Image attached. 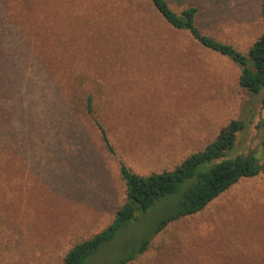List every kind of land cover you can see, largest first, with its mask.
I'll return each instance as SVG.
<instances>
[{
	"label": "rangeland",
	"instance_id": "rangeland-1",
	"mask_svg": "<svg viewBox=\"0 0 264 264\" xmlns=\"http://www.w3.org/2000/svg\"><path fill=\"white\" fill-rule=\"evenodd\" d=\"M167 1L196 8L204 35L243 54L264 34V0ZM240 75L151 0H0V264H65L127 202L124 170L173 171L232 121L248 125L236 152L264 165V92L242 88ZM194 184L84 264H264V175L137 252Z\"/></svg>",
	"mask_w": 264,
	"mask_h": 264
},
{
	"label": "trees",
	"instance_id": "trees-1",
	"mask_svg": "<svg viewBox=\"0 0 264 264\" xmlns=\"http://www.w3.org/2000/svg\"><path fill=\"white\" fill-rule=\"evenodd\" d=\"M151 2L174 29L189 32L203 47L230 58L240 66L242 88L254 94L264 92V34L246 55L233 45L204 35L196 24V8L190 7L178 13L167 0ZM92 110L93 100L90 98L89 111ZM247 126L245 121H232L220 131L213 143L191 155L173 171L140 176L124 170L125 178L128 179L127 202L118 209L115 220L108 228L75 246L66 256L65 264H84L102 245L113 241L123 227L138 219L139 214L146 213L162 199L179 192L189 180H195V184L184 194L176 213L156 227L137 251L139 254L144 253L151 240L171 222L204 211L211 202L240 181L264 175V165L259 162L254 150H250V153L236 152L239 137L245 135ZM133 259V256L129 257L123 263Z\"/></svg>",
	"mask_w": 264,
	"mask_h": 264
},
{
	"label": "crops",
	"instance_id": "crops-1",
	"mask_svg": "<svg viewBox=\"0 0 264 264\" xmlns=\"http://www.w3.org/2000/svg\"><path fill=\"white\" fill-rule=\"evenodd\" d=\"M0 220H1V213H0ZM1 222V221H0ZM0 226H1V224H0Z\"/></svg>",
	"mask_w": 264,
	"mask_h": 264
}]
</instances>
